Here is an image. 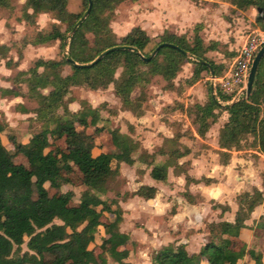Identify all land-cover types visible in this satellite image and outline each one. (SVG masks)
Returning a JSON list of instances; mask_svg holds the SVG:
<instances>
[{
	"label": "trees",
	"instance_id": "trees-1",
	"mask_svg": "<svg viewBox=\"0 0 264 264\" xmlns=\"http://www.w3.org/2000/svg\"><path fill=\"white\" fill-rule=\"evenodd\" d=\"M90 1L89 10L84 15L87 0H82L84 9L78 13L67 9V0L22 2L20 16L27 23H33L36 14L45 12L51 13L57 21L67 23L69 30L74 27L67 41L66 54L56 59L38 57L27 69L15 74L14 81H23L26 95L35 101L32 110L35 119L42 123L41 127L33 131L26 141H20L12 132L5 130L6 124L0 119V264H41L45 252L52 255L49 264H88L93 259L91 244L99 226L106 233L103 240L107 242L105 252L98 254L100 262L107 253L112 259L126 263L123 258L128 250L120 248L125 234L117 229L121 209L116 198L104 196L107 190L118 193L119 163L134 165L138 172L147 168L151 178L164 180L167 168L171 165L178 167L177 157L187 151L177 139L179 134L164 136L155 149L156 153L164 154V158L159 162L154 161L153 151L141 150L139 143L127 131L111 126L109 118L102 116L96 107L82 101L78 109L70 110L63 103V96L70 86L85 85L89 89H96L111 83L121 107L138 114L143 97L141 92L131 96V91L135 86L147 82L150 76H160L165 81L163 87L172 89L173 79L184 61L192 64L191 74L185 79L188 84L203 71L209 73L206 63L214 76L223 70L221 64L205 55L207 50L216 49L217 42H204L198 34V24L194 25L190 36L163 29L148 50L151 38L139 25H133L118 37L111 32L104 12H109L123 0ZM228 2L237 8L255 7L254 20L264 29V0ZM10 7L11 0H0V8ZM87 34L91 35V39ZM64 36L63 31L53 24L50 30H36L30 42L38 44L62 40ZM158 44L161 45L147 60H142L136 53L138 50L143 56H148ZM4 47L5 44H0V57H6ZM103 50L106 51L99 59L84 65ZM16 53L20 55V52ZM66 57L83 65H75ZM11 63V57L4 59L5 65ZM64 65L69 70L62 74ZM40 66L42 70H37ZM117 67H120V71L115 76ZM44 87H48L45 92L42 91ZM0 91L2 94H16L11 88L0 87ZM215 93L221 100L229 97L216 85ZM58 107H61L60 112H57ZM193 107L195 114L192 120L201 135L210 122L215 121V108L227 112V120L217 133L222 163L227 161L228 149L239 147L240 140L247 134L252 136L251 146L264 154V53L257 64L252 89L247 96L220 105L207 90L205 101L202 104L194 103ZM89 125L93 126L92 130L84 132ZM100 131L108 134L113 150L92 154V139ZM2 135L10 148L3 142ZM59 139L64 141L63 147L58 145ZM85 146L86 159L81 162L80 156ZM16 155L22 156L26 165L14 162L12 159ZM73 166L79 171L83 185L76 199L71 188L61 190L62 184L71 183L68 173ZM48 188L53 192L49 193ZM131 193L151 197L154 187L140 185ZM251 208L252 202L238 207L232 221L207 223L210 239L196 253H187L181 243L168 242L151 251L150 263L235 264L244 247L233 248V240L239 229L245 226L243 220ZM105 209L112 213V217L102 221L101 214ZM255 225L264 231V214L259 216ZM22 244L25 246L23 249ZM75 250H80L84 258H78ZM246 251L252 259L251 264H264L259 253L253 249ZM202 258L204 262H201Z\"/></svg>",
	"mask_w": 264,
	"mask_h": 264
},
{
	"label": "crops",
	"instance_id": "crops-1",
	"mask_svg": "<svg viewBox=\"0 0 264 264\" xmlns=\"http://www.w3.org/2000/svg\"><path fill=\"white\" fill-rule=\"evenodd\" d=\"M183 13H181L180 16L178 14L181 18V21L178 22L179 25H183L185 21L188 22L191 20L189 14L185 15ZM197 21L199 22V20ZM198 22L193 23L194 25L198 24L199 29ZM139 26L144 29L141 25ZM200 37L204 42L207 40V38H204L202 35H200ZM210 40L215 42L221 41L224 44L228 42L227 39L223 38H210ZM242 40L243 35H239L236 32L233 42H228V44L225 45V50H227V52L222 53L220 62L216 63L221 64L224 69L226 64L224 65L223 63H229L238 47L241 45ZM208 41L209 40L206 42ZM28 51L36 54L41 50H20L19 56H17L16 52L13 53L12 50H7L6 57H0V87L11 88L16 91V94H2L0 91V118L6 124L5 129L12 132L16 139L20 141H26L30 134L35 131L32 130L34 125L30 127V123H27L29 120L28 117L34 120L35 116L34 112L28 108L29 105L27 103H30L28 101L30 97L25 93V83L19 79L15 82V74L11 75V70L16 69V71H21L29 67H27L29 55H32L28 54ZM208 52L209 50L205 52L206 56ZM8 57H11L13 62L9 66L4 64V59ZM38 57L40 56H36L34 59ZM221 73L215 76H219ZM208 76H210V74H208ZM208 76H205V78ZM201 81V78H197L193 82L187 84L185 87L186 97L180 99L176 98V93H174L176 91H173V89L164 88L157 90L155 99H152L150 102L153 109L142 105L144 100L141 103V112L136 115L129 109H122L125 113L124 117L127 123L131 124L134 130L133 132L127 131V133L134 140L138 141L141 150L152 152L153 146L158 147L164 136H172L175 133L179 134L177 139L181 146L187 148V151L176 159L178 167L175 168L171 165L167 168L164 180L151 178L147 168L142 172H138L134 165H129L124 162L119 163L118 171L122 179V188L119 186L118 193L116 194L112 190H107L105 195L106 197L116 198L117 204L121 209V218L117 223V229L125 234V238L120 245V248L125 247L128 250L127 255L123 258L126 262L124 264H151V251L168 242L174 244L181 243L184 245L187 253H196L200 246L210 239L207 223L220 220H233L234 212L237 209V203H235L232 198H227L231 190L235 191L240 188L242 182L247 186L252 184L258 190L264 189V186L261 187L256 178H246L243 176L244 178L242 177V179H239L237 175H234V177L239 180L236 181L235 184L229 186L226 183V180L230 177L229 170L227 169V161L225 163L221 161L218 162V160H216L218 155L214 152L215 165H213V167L217 166L219 168L214 169L210 167L208 171L207 168L210 166V162H206L208 159L205 157V154H195V152H193L191 142L186 137L188 135L194 136L197 140L199 139L200 142L203 143L202 146L204 150H207V152H210L211 148H217L216 135L218 127L225 124V120H220V116L215 122L209 124L203 133L209 136V142H205L206 139L199 137L197 131L193 129L191 125L190 128L184 127L181 130L179 129L180 132L179 130L178 132H173L172 129L173 124H175V119L187 118L185 112L187 102L198 101L199 103L202 102L201 98H203V101L206 99L207 92L206 94L203 92ZM214 85H216L215 81ZM47 89L48 87H44L42 91H46ZM165 90H168L171 94L174 93L173 96L167 95ZM171 97H174L173 99H179L183 103L182 106L167 107L169 110L164 114L166 115L165 117L171 120H168V122H170L168 124L172 129L161 119V115L163 114L161 110H164L162 106L169 105L172 102ZM222 101L224 100H221V102ZM91 127L93 128V126ZM92 128L89 131H91ZM101 132L103 133V131L98 132L92 139L93 146L90 149V151L93 150L92 154L98 151L111 152L113 150L110 141L109 143H105L108 142V139L99 141V133ZM256 153L259 154L260 157H264L262 153ZM211 157L212 156H209V158ZM172 168H175L174 172ZM199 169H202V172H197L200 171ZM218 172H220V174ZM191 179H196L197 181H192ZM140 185L153 186V196L141 197L137 194H132L131 192L135 191ZM179 189L184 190L182 195L179 193ZM192 195H196V197L193 198ZM210 203H213V206L210 205ZM111 207H113V205H111ZM263 214L264 200L254 205L249 211L248 216L243 220L245 226L239 229L238 235L234 238L233 248L238 249L243 246L244 252L237 259L235 264L242 258L244 259L245 256L248 257L251 264L252 259L247 253V249H253L256 253H259L264 263V240L261 243L258 242V240L260 241L264 237V231L255 225L259 216ZM110 217H112V213L109 212V210L105 209L102 211V221L108 220ZM258 230H261L263 234L260 235ZM105 236L106 233L103 228L99 226L94 235L93 243L91 244L93 246V259L88 264H123L112 259L107 253L104 256L105 259L103 262H100L98 254L105 252L107 247V242L103 240ZM78 251L79 252L75 250V255L83 259L84 254L80 250ZM201 262H204V258L201 259Z\"/></svg>",
	"mask_w": 264,
	"mask_h": 264
},
{
	"label": "rangeland",
	"instance_id": "rangeland-1",
	"mask_svg": "<svg viewBox=\"0 0 264 264\" xmlns=\"http://www.w3.org/2000/svg\"><path fill=\"white\" fill-rule=\"evenodd\" d=\"M22 2L23 0H11L12 7L0 8V44H5L7 49L6 47H4V50H12L13 53L20 52V50H41L39 53L36 54L28 51V54H31L32 56L29 55V63L27 67L32 64V61L36 56H40L43 58H51V59L59 58L64 50V45L67 46L68 38L66 36L70 31L68 29L67 23L59 22L52 17L51 13H45V12H39L38 14L35 15L33 23H27L23 19H21L20 16V9ZM66 7L69 11L78 13L83 11L84 4L82 0H67ZM181 13L185 15L189 14V16H191V20L188 21L189 23L185 21L183 25L182 24L179 25L178 22L181 21V18L179 17ZM104 14L105 16L108 17V24L110 30L116 37L125 33L133 25H141L142 27H144V31L151 38L150 42L147 45L148 50H150L153 47L154 42L157 40V35L163 29L174 31L176 33H185L186 35L190 36L192 34V29L194 25L193 22H198L197 20H199L198 32L204 38H207V40H210V38H218V39L223 38V39H227L228 42H233L234 35L237 32L239 35H243L242 42H244L245 37L248 34L255 33L258 30L259 31L262 30L254 20V16L256 15L255 7L249 6L247 8H237L234 5L230 4L228 0H123L118 4H116L115 7L109 12L105 11ZM53 24L63 31L65 36L62 40L54 39L38 44H32L30 42L36 30H42V31L50 30ZM87 35L90 36L91 39V35L89 34ZM216 42H217L216 49L209 50L207 57L215 62H220L222 58L221 54L227 52V50H225V45H227L228 42H226L225 44L222 43L221 41H216ZM223 64L227 65L226 62H224ZM191 68H192V64L190 62L187 63V61H184L180 69L177 71L176 76L173 79V87H172L173 91H176L174 92L176 93L175 94V96H177L176 98L180 99L186 97L185 87L188 83H186L185 79H187L190 76ZM37 70H42V67L41 66L38 67ZM68 70L69 68L66 65H64L61 68V73L64 74ZM18 71L19 70L16 71V69L11 70V75L16 74ZM119 71H120V67H117L114 72V75L116 76L119 73ZM208 74L209 73L203 71L198 77L201 78L202 80L201 81L202 89L203 92H205V94L208 90V86L210 85V81H211V77L208 76ZM205 76L208 77L205 78ZM214 81L219 88V84L216 82V80ZM164 84L165 81L160 76L152 75L149 77V80L147 82L135 86L131 91V96H135L139 92H141L143 97L142 101L144 100L143 103L141 101L142 105H145L146 107H151L153 109V106L150 105V102L152 99H155L157 90L164 89L163 87ZM165 93L167 95H172V96L174 94V93L171 94L168 90H165ZM171 98H172V102L169 105L162 106V109L164 110L160 109L161 112L163 111V114L161 115V119L165 121L166 125L168 126H169L168 123H170L168 122V120L169 121L171 120L168 119V117H165L166 115H164L165 112L169 110L167 109V107L169 106L178 107V105L182 106L183 104L182 101H180L179 99H173L174 97ZM28 101L30 102L27 103L29 105L28 108L31 109V111L33 112L32 109L36 105L35 101L34 99L31 98H28ZM82 101H85L90 106L92 105L96 107L102 116H106L107 118H109V124L111 126H117L118 128L126 131H131V132L134 131L132 125L127 123V120L124 117L125 113L122 110L123 108L121 107L119 100L113 94L111 83H109L104 88H96V89H89L85 85L70 86L66 94L63 96V103H66V106L70 110L71 109L74 110L76 108L78 109ZM201 101L202 102L199 103L202 104L205 100L203 101V98H201ZM194 103H198V101L187 102V105L185 107L187 118L183 117L180 119H175V124H173V129L169 126L173 130V132H178L179 129L181 130L184 127L190 128V125L193 129L196 130L197 124L192 120L195 114L193 107ZM214 110L217 113V117L215 121L220 116L219 117L220 120H225L226 122L227 112L221 108H215ZM60 111H61V107H58L57 112ZM28 119H27L28 120L27 123L28 124L30 123V127L34 125V128L32 130H36L39 127H41L42 123L36 120L35 117L34 120L31 117H28ZM213 122H210V124ZM220 127H218V129ZM91 128L92 127L90 125L87 126L84 129V132H90L89 130ZM99 135H100L99 141L108 139V142L105 143H109V136L105 131H103V133L102 132L99 133ZM198 136L201 137L202 139H206L205 142L206 141L209 142L208 135L198 134ZM186 137L191 142V145L193 147V152H195V154L197 153L205 154V157L208 159L206 162H210L209 163L210 166L207 168L208 171L210 167L214 169L219 168L217 166L213 167V165H215L214 152H216L218 155L216 158L218 162L223 158V156H221L218 153L219 150L218 144H217V148H211L210 152H207V150L206 151L204 150L202 146L203 143L200 142L199 139L197 140L192 135H188ZM2 140L5 143V145L8 148H10V144L6 142V138L3 135H2ZM251 140H252V136L247 134L243 139L240 140L239 147L237 148L231 147L230 149H228L229 156L227 158V163H228L227 169L229 170L230 177L228 180H226L227 181L226 183L229 186L235 184L236 181L242 179L243 176L246 178L249 177L253 179L256 178L258 180L257 182L261 185V187L264 186V159H263L264 157H260L259 154L256 153V152L259 153L262 152L251 146ZM63 142L64 141L62 139L57 140L58 145L62 147L64 146ZM86 148L87 146H85L82 150L80 156L81 162L84 159H86ZM156 148L157 146H153L154 161L159 162L163 160L164 154L156 153L155 152ZM221 150H226V149L221 148ZM92 152L93 150H91V153ZM262 155L264 156L263 153ZM209 156L212 157L209 158ZM12 160L14 162H20L26 165L25 159L20 155L14 156ZM251 160H252V164H251ZM68 161L69 163H71L70 160ZM199 170L200 171L197 172H202V169ZM172 171L174 172L175 168H172ZM218 173L220 174V172ZM68 175L70 177L71 183L62 184L61 190L71 188L74 193V198L76 199V197L79 194V191L83 188V185L80 182V173L77 170V168L73 166L71 170H69ZM234 175H237L239 179H236ZM121 182L122 179L119 176V183L117 184L118 189L119 186L120 188H122ZM243 183L244 182H242L241 183L242 186H240V188L236 189L235 191L231 190V192L228 193L229 196H227V198H232L233 201L237 203V208L244 207L250 202H252V207H253L254 205L261 203L264 200V189L258 190L252 184L250 185L248 184L249 186H247ZM48 191L49 193L53 192V190L49 188ZM183 192H184L183 189H179V193H181V195ZM104 196L106 195L104 194ZM192 197L194 198L196 197V195H192ZM210 205L213 206V203L212 204L210 203ZM54 221L57 222L58 220L54 219ZM258 232L260 233V235L263 234L261 230H258ZM24 239H26V237ZM263 240L264 237L262 238V240L260 241L258 240V242L261 243L263 242ZM21 248L22 249L25 248L24 244L21 245ZM77 252L79 251L77 250ZM51 256L52 255L50 252L43 253V259L41 264H49ZM237 264H250V260L248 259V257L245 256L244 259L242 258L241 260H239Z\"/></svg>",
	"mask_w": 264,
	"mask_h": 264
},
{
	"label": "built area",
	"instance_id": "built-area-1",
	"mask_svg": "<svg viewBox=\"0 0 264 264\" xmlns=\"http://www.w3.org/2000/svg\"><path fill=\"white\" fill-rule=\"evenodd\" d=\"M263 42L264 29L248 34L222 73L219 76H213L219 84L220 91L229 96L224 101L230 100L244 87L250 61Z\"/></svg>",
	"mask_w": 264,
	"mask_h": 264
},
{
	"label": "water",
	"instance_id": "water-1",
	"mask_svg": "<svg viewBox=\"0 0 264 264\" xmlns=\"http://www.w3.org/2000/svg\"><path fill=\"white\" fill-rule=\"evenodd\" d=\"M90 3L91 1L90 0H87V5H86V8H85V11L83 13L86 14L87 11L89 10V7H90ZM74 27V26H73ZM73 27L70 29L68 35L66 36L67 38H69V35L72 33L73 31ZM161 44H169L167 42H162ZM161 44H158L156 45L153 50L150 52V54L148 56H143L138 50H136V53L138 54V56L142 59V60H147L149 57H151L155 50L157 49V47ZM106 50H103L101 52H99L91 61L89 62H86L84 63V65H88L92 62H95L97 59H99L102 54L105 52ZM67 53V46L64 45V50L62 52V54H66ZM264 53V42L257 48V50L255 51L251 61H250V64H249V68H248V72H247V75H246V80H245V85L244 87L239 91V93L237 95H235L234 97H232L230 100L228 101H222L216 96V93H215V85H214V80H213V76L214 74L212 73V69L210 68L209 64L206 63L208 69H209V74L211 76V81H210V85H209V91L210 93L215 96L217 102L220 104V105H225V104H230L231 102L237 100L238 98L240 97H245L247 96L251 89H252V82H253V78H254V73H255V70H256V67H257V64L259 62V59L260 57L262 56V54ZM186 55L190 58H193L191 55L187 54ZM67 60H69L70 62H72L73 64L75 65H83V63H77L75 61H73L71 58L69 57H66Z\"/></svg>",
	"mask_w": 264,
	"mask_h": 264
}]
</instances>
